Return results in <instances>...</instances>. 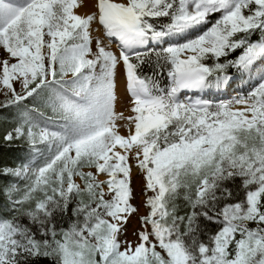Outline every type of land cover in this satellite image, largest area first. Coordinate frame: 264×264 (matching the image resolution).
<instances>
[{"label": "snow or ice", "instance_id": "obj_1", "mask_svg": "<svg viewBox=\"0 0 264 264\" xmlns=\"http://www.w3.org/2000/svg\"><path fill=\"white\" fill-rule=\"evenodd\" d=\"M0 96V264H264V0H0Z\"/></svg>", "mask_w": 264, "mask_h": 264}, {"label": "rangeland", "instance_id": "obj_2", "mask_svg": "<svg viewBox=\"0 0 264 264\" xmlns=\"http://www.w3.org/2000/svg\"><path fill=\"white\" fill-rule=\"evenodd\" d=\"M87 9L84 8L83 6L81 7L80 11H86ZM125 87V82L124 80L121 78L119 81H118V88L122 91ZM0 99H3L2 96H0ZM124 130H122L123 132ZM133 184L136 188V192H137V198L136 200L133 201L134 204H139L140 201H141V196H140V179L139 177L137 176H134L133 177ZM146 209L144 208H141V212H145ZM135 226V227H139V224H138V221L135 217L132 218V222H131V226H130V229H129V235H128V239L129 240H132V241H135L136 240V237L131 235V230H132V227Z\"/></svg>", "mask_w": 264, "mask_h": 264}, {"label": "trees", "instance_id": "obj_3", "mask_svg": "<svg viewBox=\"0 0 264 264\" xmlns=\"http://www.w3.org/2000/svg\"><path fill=\"white\" fill-rule=\"evenodd\" d=\"M3 127V124H0V135L3 133ZM23 155L24 153L22 151L0 152V166H3L4 164H15L18 161V158ZM44 264H46V262H44Z\"/></svg>", "mask_w": 264, "mask_h": 264}, {"label": "bare ground", "instance_id": "obj_4", "mask_svg": "<svg viewBox=\"0 0 264 264\" xmlns=\"http://www.w3.org/2000/svg\"><path fill=\"white\" fill-rule=\"evenodd\" d=\"M189 95H191L192 93H188Z\"/></svg>", "mask_w": 264, "mask_h": 264}]
</instances>
